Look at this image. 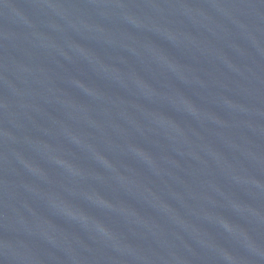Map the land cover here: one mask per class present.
I'll return each mask as SVG.
<instances>
[{
    "label": "water",
    "instance_id": "water-1",
    "mask_svg": "<svg viewBox=\"0 0 264 264\" xmlns=\"http://www.w3.org/2000/svg\"><path fill=\"white\" fill-rule=\"evenodd\" d=\"M0 264H264V0H0Z\"/></svg>",
    "mask_w": 264,
    "mask_h": 264
}]
</instances>
